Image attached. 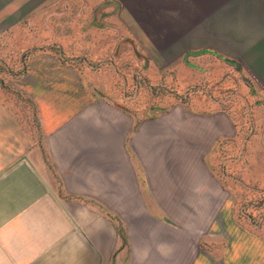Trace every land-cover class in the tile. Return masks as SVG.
<instances>
[{
  "label": "rangeland",
  "instance_id": "obj_1",
  "mask_svg": "<svg viewBox=\"0 0 264 264\" xmlns=\"http://www.w3.org/2000/svg\"><path fill=\"white\" fill-rule=\"evenodd\" d=\"M201 19L185 1L0 0V90L39 145L30 98L48 96L79 112L70 124H99L102 161L119 187L130 183L134 199L108 216L118 264L151 234L181 259L144 264H264L259 101L237 66L206 49Z\"/></svg>",
  "mask_w": 264,
  "mask_h": 264
},
{
  "label": "crops",
  "instance_id": "obj_2",
  "mask_svg": "<svg viewBox=\"0 0 264 264\" xmlns=\"http://www.w3.org/2000/svg\"><path fill=\"white\" fill-rule=\"evenodd\" d=\"M149 1L159 7L193 4L206 24V49L221 55L228 68L237 66L255 91L264 152V0ZM30 99L39 108L40 145L13 99L0 90V264H118L120 239L108 216L118 214L121 200L135 196L128 181L119 187L116 166L102 161V129L70 124L79 112L55 107L51 97ZM154 235L137 247L130 242L131 264L181 259L160 247L162 235Z\"/></svg>",
  "mask_w": 264,
  "mask_h": 264
}]
</instances>
